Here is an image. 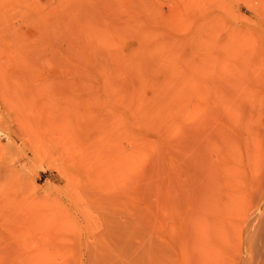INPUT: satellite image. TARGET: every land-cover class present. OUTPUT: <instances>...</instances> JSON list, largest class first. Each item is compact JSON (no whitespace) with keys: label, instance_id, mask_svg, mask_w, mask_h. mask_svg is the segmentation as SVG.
Listing matches in <instances>:
<instances>
[{"label":"rangeland","instance_id":"374dc122","mask_svg":"<svg viewBox=\"0 0 264 264\" xmlns=\"http://www.w3.org/2000/svg\"><path fill=\"white\" fill-rule=\"evenodd\" d=\"M0 169V264H264V0H0Z\"/></svg>","mask_w":264,"mask_h":264},{"label":"bare ground","instance_id":"6f19581e","mask_svg":"<svg viewBox=\"0 0 264 264\" xmlns=\"http://www.w3.org/2000/svg\"><path fill=\"white\" fill-rule=\"evenodd\" d=\"M102 1V0H101ZM197 1V0H196ZM199 1V0H198ZM100 2V1H99ZM197 4V3H196ZM192 6V5H191ZM200 6V5H199ZM202 7V6H201ZM195 9V8H194ZM195 13V12H194ZM201 15V14H200ZM197 16V15H196ZM196 26V25H195ZM189 27V26H188ZM44 113H46V112H42V114L44 115ZM57 115V114H56ZM55 116V115H54ZM50 117V116H49ZM55 118V117H54ZM45 120H46V118H45ZM48 120V119H47ZM44 121V120H43ZM48 122V121H47ZM52 123V122H51ZM42 124V123H41ZM44 124V123H43ZM42 124V125H43ZM42 129V128H41ZM37 130V129H36ZM37 132V131H36ZM42 133V132H41ZM37 134V133H36ZM39 135V134H38ZM40 136V135H39ZM24 152V151H23ZM137 153V152H136ZM6 160V159H5ZM3 161V160H2ZM7 165V164H6ZM3 166H5L4 164H3ZM6 167V166H5ZM2 168V167H1ZM1 170L2 169H0V211L4 208V202H5V200H3V199H5V196H4V194H5V192H4V183L6 182V177L5 176H3L2 174H6L5 172H3V173H1ZM3 171V170H2ZM8 182V181H7ZM7 185V184H6ZM4 201V202H3ZM5 204H6V202H5ZM2 208V209H1ZM1 215V214H0ZM8 222V221H7ZM5 223V222H4Z\"/></svg>","mask_w":264,"mask_h":264}]
</instances>
